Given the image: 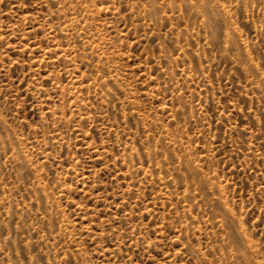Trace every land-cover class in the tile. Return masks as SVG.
I'll return each mask as SVG.
<instances>
[{
    "label": "rangeland",
    "instance_id": "rangeland-1",
    "mask_svg": "<svg viewBox=\"0 0 264 264\" xmlns=\"http://www.w3.org/2000/svg\"><path fill=\"white\" fill-rule=\"evenodd\" d=\"M0 264H264V0H0Z\"/></svg>",
    "mask_w": 264,
    "mask_h": 264
}]
</instances>
